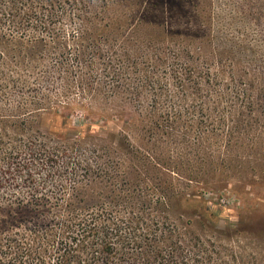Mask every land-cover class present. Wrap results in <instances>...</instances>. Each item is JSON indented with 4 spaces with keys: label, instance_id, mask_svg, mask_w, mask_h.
Instances as JSON below:
<instances>
[{
    "label": "rangeland",
    "instance_id": "374dc122",
    "mask_svg": "<svg viewBox=\"0 0 264 264\" xmlns=\"http://www.w3.org/2000/svg\"><path fill=\"white\" fill-rule=\"evenodd\" d=\"M68 11L47 32L1 27L0 222L21 214L29 178L38 196L69 199L76 183L97 195L132 184L128 169L171 204L197 192L220 216L188 235L212 255L190 264H264V0H81ZM14 146L9 164L1 153ZM80 161L93 173L74 177ZM169 210L188 230V215Z\"/></svg>",
    "mask_w": 264,
    "mask_h": 264
},
{
    "label": "trees",
    "instance_id": "16d2710c",
    "mask_svg": "<svg viewBox=\"0 0 264 264\" xmlns=\"http://www.w3.org/2000/svg\"><path fill=\"white\" fill-rule=\"evenodd\" d=\"M80 5L81 0H0V36L1 27L7 23L12 25L13 34H24L20 32L23 27L34 29L35 24L47 32L54 19L64 20L71 16L69 8ZM105 64V68L111 67ZM166 73L160 70V78H153L152 86L161 87V77ZM187 76L199 93L203 85L195 78L193 68ZM179 85V79L175 80V86ZM21 150L20 146L6 148L1 156L14 164ZM34 153L46 154L41 148ZM53 153L49 151V165L55 163ZM14 166L19 170L24 164ZM72 169L74 177L80 170L84 176L93 173L82 161ZM123 174L132 178V184L129 181L121 187L120 181H110L97 195L96 188H82L76 183L77 195L69 199L66 194L38 196L34 179H27L30 196L15 199L21 214L0 222V264H190L194 257L202 262L212 259L203 237L188 236L195 225L210 230L221 224L220 216L203 196L198 198L197 192L181 194L171 204L172 200L160 198L154 190L150 192L143 186L144 180L128 169ZM171 206L188 215V230L172 221L168 215Z\"/></svg>",
    "mask_w": 264,
    "mask_h": 264
}]
</instances>
